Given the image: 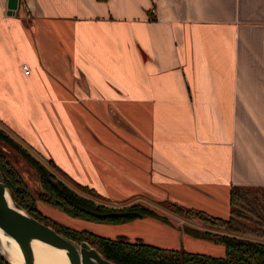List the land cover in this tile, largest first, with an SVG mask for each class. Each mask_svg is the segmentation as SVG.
<instances>
[{
	"label": "crops",
	"instance_id": "obj_1",
	"mask_svg": "<svg viewBox=\"0 0 264 264\" xmlns=\"http://www.w3.org/2000/svg\"><path fill=\"white\" fill-rule=\"evenodd\" d=\"M22 2L0 0V119L71 179L217 217L264 187V0Z\"/></svg>",
	"mask_w": 264,
	"mask_h": 264
},
{
	"label": "trees",
	"instance_id": "obj_2",
	"mask_svg": "<svg viewBox=\"0 0 264 264\" xmlns=\"http://www.w3.org/2000/svg\"><path fill=\"white\" fill-rule=\"evenodd\" d=\"M14 149L18 150L20 155L39 174L43 188L50 197L55 199L54 205L72 217L105 224L129 222L146 217H155L166 221L153 207L139 202L123 207H112L97 204L91 199L81 197L63 183L51 182L45 167L28 152L18 146H14ZM0 172L2 181L8 188L16 206L67 238L88 242L105 259L115 264H264V187L232 186L228 194L229 213L227 217L211 216L200 210L193 211L194 216L201 218L205 226L222 228L221 231L216 230V233L219 234L209 231L211 229L209 227H203L200 230L194 224H183L184 234L205 238L222 245V254L212 256L205 253L164 248L141 239L131 241L123 237L108 238L90 231L70 230L56 223L49 225L37 215L38 210L36 211L34 206L29 207L15 195L13 183L18 182L17 175L2 155H0ZM78 185L87 188L84 185ZM96 196L101 198L98 193ZM163 202L180 211H192L174 203ZM0 264H8L1 255Z\"/></svg>",
	"mask_w": 264,
	"mask_h": 264
},
{
	"label": "rangeland",
	"instance_id": "obj_3",
	"mask_svg": "<svg viewBox=\"0 0 264 264\" xmlns=\"http://www.w3.org/2000/svg\"><path fill=\"white\" fill-rule=\"evenodd\" d=\"M49 73L51 76L52 72ZM2 80L3 77L0 74V86L4 87L2 85ZM126 132L130 134L134 133L130 130H127ZM248 133L250 134L248 130L245 132H241L240 134L238 133V137H241L242 140L232 139L235 148L239 147L241 144L245 147V144L247 142L251 144V147L256 146V138L252 136L254 138L253 141L248 136ZM134 135L137 136L135 133ZM91 137L96 144L94 146H91L89 150H117L113 147L108 148L107 146L109 145L99 137ZM121 140L122 144L126 147V150H135V147L133 145L134 143L128 141L126 138H121ZM14 146H18V148L25 150L32 157L38 160L47 170L51 182H61L70 189L76 191L81 197L91 199L97 204H104L112 207H123L124 205L139 202L153 207L160 215L163 216V218L166 219V221L155 217H146L129 222L105 224L72 217L71 215L64 212L60 207L54 205L55 199L53 197H50V195L43 188L39 174L31 167V165L25 160V158L20 155V152L14 149ZM56 151L64 160L65 164L72 168V165H74L72 150ZM0 155L5 157L6 161L10 164L12 171H14V173L17 175L16 179L18 180V182L13 183V191L15 195L29 207L34 206L36 211L38 210L39 212V214L37 212V215L41 217V219H44L49 225L56 223L67 227L70 230L75 229L90 231L108 238L123 237L131 241L141 239L145 242L164 248L186 250L203 254L205 253L212 256H218L222 254L223 247L221 244L215 243L205 238L192 237L188 234H185L183 236V225L180 226V224L189 223L198 226L200 230H202L203 227H209L211 228L209 231H212V233H214L215 231L216 233V230L221 231L223 229L218 226H205V223L201 220V218L194 216L195 213L193 211L200 210L211 216H215V213L208 212L201 207H194L190 204L179 206L185 209H191L192 211H180L166 202L155 201L139 194L133 196L132 198L129 196H125L127 198H123L122 200L116 197L115 199H108L102 195H100L101 198L97 197V190H94L87 186V188L79 187L77 182L71 180L69 175L64 170H62L54 161H52L50 157H48V155H46L42 150H37L30 146L17 132L9 128L1 119ZM119 192L121 194L124 193L121 188L119 189ZM213 210L216 211L215 209ZM183 237H185V239ZM73 241L76 243L80 242L75 240Z\"/></svg>",
	"mask_w": 264,
	"mask_h": 264
},
{
	"label": "water",
	"instance_id": "obj_4",
	"mask_svg": "<svg viewBox=\"0 0 264 264\" xmlns=\"http://www.w3.org/2000/svg\"><path fill=\"white\" fill-rule=\"evenodd\" d=\"M22 0H6V13L13 15ZM0 232L14 243L22 264H37L32 245L39 242L56 248L64 254L69 264H115L105 259L86 241L79 243L67 238L52 227L40 222L24 209L16 206L8 188L2 181L0 172ZM0 255L8 264V259L0 239Z\"/></svg>",
	"mask_w": 264,
	"mask_h": 264
},
{
	"label": "bare ground",
	"instance_id": "obj_5",
	"mask_svg": "<svg viewBox=\"0 0 264 264\" xmlns=\"http://www.w3.org/2000/svg\"><path fill=\"white\" fill-rule=\"evenodd\" d=\"M0 239L10 262L12 264H22L19 256L17 255L14 243L7 240L1 232ZM32 248L37 264H69L64 254L54 247L34 242Z\"/></svg>",
	"mask_w": 264,
	"mask_h": 264
},
{
	"label": "built area",
	"instance_id": "obj_6",
	"mask_svg": "<svg viewBox=\"0 0 264 264\" xmlns=\"http://www.w3.org/2000/svg\"><path fill=\"white\" fill-rule=\"evenodd\" d=\"M22 70L25 75H28L30 73L28 66L25 64L22 65Z\"/></svg>",
	"mask_w": 264,
	"mask_h": 264
},
{
	"label": "flooded vegetation",
	"instance_id": "obj_7",
	"mask_svg": "<svg viewBox=\"0 0 264 264\" xmlns=\"http://www.w3.org/2000/svg\"><path fill=\"white\" fill-rule=\"evenodd\" d=\"M19 4V3H18ZM73 180V179H72ZM74 181V180H73ZM76 182V181H75ZM132 198V197H131Z\"/></svg>",
	"mask_w": 264,
	"mask_h": 264
}]
</instances>
